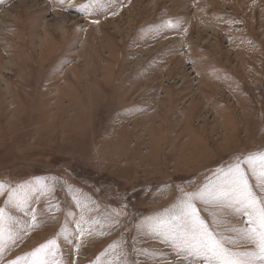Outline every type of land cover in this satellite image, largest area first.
Wrapping results in <instances>:
<instances>
[{
    "label": "rangeland",
    "instance_id": "1",
    "mask_svg": "<svg viewBox=\"0 0 264 264\" xmlns=\"http://www.w3.org/2000/svg\"><path fill=\"white\" fill-rule=\"evenodd\" d=\"M88 2L0 0V264H205L186 194L240 161L264 201V0ZM193 203L256 251L235 201Z\"/></svg>",
    "mask_w": 264,
    "mask_h": 264
},
{
    "label": "snow or ice",
    "instance_id": "2",
    "mask_svg": "<svg viewBox=\"0 0 264 264\" xmlns=\"http://www.w3.org/2000/svg\"><path fill=\"white\" fill-rule=\"evenodd\" d=\"M97 0H89L81 5L80 10L87 12ZM94 23L97 21H93ZM240 161L225 174L223 182L212 188L207 187L195 193H188L187 199L182 200L172 220L180 231L179 238L189 248L205 257V264H256L260 259L264 262V201L259 200L252 192L248 179L241 170ZM243 163L250 164L252 174L257 178L259 185L264 189V158L256 165H252V157L246 158ZM220 200L224 202L235 201L240 207L237 212L243 211L248 216L247 228L243 231L246 239L255 244V252L234 251L226 246L232 241L218 237L200 220L193 201ZM2 218V213H0ZM2 223V219H0ZM0 231H3L0 227ZM70 242V241H69ZM54 243V241L52 242ZM34 264H50L48 260L40 259Z\"/></svg>",
    "mask_w": 264,
    "mask_h": 264
},
{
    "label": "bare ground",
    "instance_id": "3",
    "mask_svg": "<svg viewBox=\"0 0 264 264\" xmlns=\"http://www.w3.org/2000/svg\"><path fill=\"white\" fill-rule=\"evenodd\" d=\"M2 107V106H1ZM1 115H2V111H1ZM1 117V116H0ZM34 119V118H33ZM3 120V119H2Z\"/></svg>",
    "mask_w": 264,
    "mask_h": 264
}]
</instances>
